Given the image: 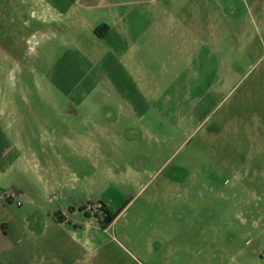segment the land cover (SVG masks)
<instances>
[{
  "label": "rangeland",
  "instance_id": "rangeland-1",
  "mask_svg": "<svg viewBox=\"0 0 264 264\" xmlns=\"http://www.w3.org/2000/svg\"><path fill=\"white\" fill-rule=\"evenodd\" d=\"M242 1L248 53L216 56L212 71L165 66L146 88L155 107L173 99L160 119L124 117L113 88L99 86L96 45L83 39L67 53L72 32L46 3L0 0V114L16 118V143L34 147L12 154L15 168L0 178V264H61L27 250L31 212L43 208L59 221L67 212L94 242L72 264H264V0ZM74 54L91 63L88 81L63 92L50 66ZM193 74L194 87L178 83ZM20 184L41 197L18 207L6 195Z\"/></svg>",
  "mask_w": 264,
  "mask_h": 264
},
{
  "label": "crops",
  "instance_id": "crops-1",
  "mask_svg": "<svg viewBox=\"0 0 264 264\" xmlns=\"http://www.w3.org/2000/svg\"><path fill=\"white\" fill-rule=\"evenodd\" d=\"M37 1L54 9V17L69 25L67 31L72 34H67L69 38H62L72 40L67 53L78 52L76 49L81 48L83 39H90L96 45L97 80H102L99 86L113 88L112 101L120 105L124 117L137 114L144 117L148 112L154 115L158 111L160 119L168 116L165 104L168 106L173 100H169V93L158 98L159 101L156 99L155 107L147 101V96L152 97V91L146 90L151 81L161 80L157 73L165 66L175 67L181 61L188 67L187 71H212L216 56L231 55L236 49L247 54L251 46L248 42L249 7L242 0ZM90 64L87 60L86 64L77 63L75 54L60 59L50 66L49 82L63 92H70L72 85H86L88 80L83 77ZM194 79L195 74L177 82L190 89L199 81ZM187 95L185 93L182 97L186 99ZM76 96L72 95L73 98ZM80 97V103H87L90 99L88 95ZM97 103L104 105L107 102L100 99ZM107 110L114 114L113 107L108 106ZM15 119L12 115L0 114V178L14 170L16 158L7 160L12 154L26 152V148L34 151V147L12 139L11 132L16 130ZM20 119L30 127L27 117ZM33 119H39V116ZM43 131L48 137L56 134L55 126ZM11 186L23 197L34 195L35 200L42 195V191L35 189L34 192L25 184ZM31 218L33 226L29 230L31 238L27 250L34 258L45 254L61 259V264H72L84 259L86 244H94L92 240L82 241L81 228L68 225L67 212H63L59 221L53 217L52 210L43 208L41 212L32 211ZM93 229L99 231L96 226ZM182 248L177 246L176 249Z\"/></svg>",
  "mask_w": 264,
  "mask_h": 264
},
{
  "label": "built area",
  "instance_id": "built-area-1",
  "mask_svg": "<svg viewBox=\"0 0 264 264\" xmlns=\"http://www.w3.org/2000/svg\"><path fill=\"white\" fill-rule=\"evenodd\" d=\"M7 199H9L10 201H12L13 203H15L18 207L22 206V202H21V196L17 195L15 193H8L6 195Z\"/></svg>",
  "mask_w": 264,
  "mask_h": 264
},
{
  "label": "flooded vegetation",
  "instance_id": "flooded-vegetation-1",
  "mask_svg": "<svg viewBox=\"0 0 264 264\" xmlns=\"http://www.w3.org/2000/svg\"><path fill=\"white\" fill-rule=\"evenodd\" d=\"M102 209H103L104 211H106V208H105L104 206L102 207Z\"/></svg>",
  "mask_w": 264,
  "mask_h": 264
},
{
  "label": "trees",
  "instance_id": "trees-1",
  "mask_svg": "<svg viewBox=\"0 0 264 264\" xmlns=\"http://www.w3.org/2000/svg\"><path fill=\"white\" fill-rule=\"evenodd\" d=\"M113 221V220H112Z\"/></svg>",
  "mask_w": 264,
  "mask_h": 264
}]
</instances>
